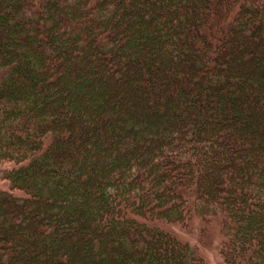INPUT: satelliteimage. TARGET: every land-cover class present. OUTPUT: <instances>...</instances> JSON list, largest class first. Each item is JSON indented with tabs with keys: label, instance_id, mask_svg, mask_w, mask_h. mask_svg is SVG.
<instances>
[{
	"label": "trees",
	"instance_id": "16d2710c",
	"mask_svg": "<svg viewBox=\"0 0 264 264\" xmlns=\"http://www.w3.org/2000/svg\"><path fill=\"white\" fill-rule=\"evenodd\" d=\"M0 264H264V0H0Z\"/></svg>",
	"mask_w": 264,
	"mask_h": 264
},
{
	"label": "rangeland",
	"instance_id": "374dc122",
	"mask_svg": "<svg viewBox=\"0 0 264 264\" xmlns=\"http://www.w3.org/2000/svg\"><path fill=\"white\" fill-rule=\"evenodd\" d=\"M9 182L3 178V171L0 167V187L9 188ZM216 226L213 228L212 236L205 241H202L200 233V222L195 218L193 222H189L186 225L182 224H163L165 228L173 231L177 237L183 241L189 242L197 256L202 257L207 264H223L220 254L219 245L223 237L221 232V226L215 222Z\"/></svg>",
	"mask_w": 264,
	"mask_h": 264
}]
</instances>
